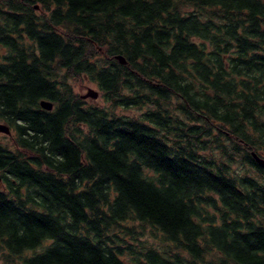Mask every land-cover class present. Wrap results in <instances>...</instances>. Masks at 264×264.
Masks as SVG:
<instances>
[{
  "label": "trees",
  "instance_id": "obj_1",
  "mask_svg": "<svg viewBox=\"0 0 264 264\" xmlns=\"http://www.w3.org/2000/svg\"><path fill=\"white\" fill-rule=\"evenodd\" d=\"M0 123L5 264H264V0H0Z\"/></svg>",
  "mask_w": 264,
  "mask_h": 264
},
{
  "label": "rangeland",
  "instance_id": "obj_2",
  "mask_svg": "<svg viewBox=\"0 0 264 264\" xmlns=\"http://www.w3.org/2000/svg\"><path fill=\"white\" fill-rule=\"evenodd\" d=\"M68 81L71 83L75 94L79 97H83V96L87 95L90 90L98 93L97 99H92V98L85 99L88 104L93 105V106H100V107L106 106L105 98H104L103 94L101 93V91L99 90L98 85L95 82H93L92 80H90L88 77L82 76L78 80L69 79ZM8 136L9 135L0 134V141L4 144H8L10 146H13L14 145L13 138L11 136L10 137H8ZM262 162L264 163L263 160H262ZM234 170L235 171L239 170V167H236V169H234ZM249 174L251 176L257 177V172L254 169H252V170L249 169ZM151 234H149L148 236H149V238H152L151 242L155 247L159 248L160 250H169V246H167L166 244L157 240L156 235L152 236ZM3 252L4 251L0 248V264H5V262L3 260V256H4ZM30 254L31 253H29V255Z\"/></svg>",
  "mask_w": 264,
  "mask_h": 264
},
{
  "label": "water",
  "instance_id": "obj_3",
  "mask_svg": "<svg viewBox=\"0 0 264 264\" xmlns=\"http://www.w3.org/2000/svg\"><path fill=\"white\" fill-rule=\"evenodd\" d=\"M36 9H38V6H36ZM117 59L119 61H121V63L125 64L126 62L122 59V57H117ZM98 97V93L90 90L89 93L85 96H83V99H87V98H92V99H97ZM41 107L46 110V111H52L54 109V104L50 101H46L43 100L41 102ZM0 133L6 134V135H10L11 134V130L10 128L5 125V124H1L0 123ZM256 157V156H255ZM257 162L261 165V167H264V163L262 162V160H260L259 158H256ZM2 187V175L0 173V189Z\"/></svg>",
  "mask_w": 264,
  "mask_h": 264
}]
</instances>
